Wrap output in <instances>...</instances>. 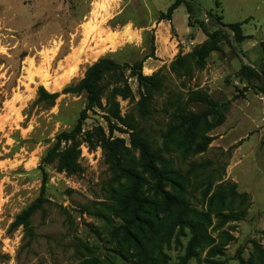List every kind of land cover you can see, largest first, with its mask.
<instances>
[{"label": "rangeland", "instance_id": "rangeland-1", "mask_svg": "<svg viewBox=\"0 0 264 264\" xmlns=\"http://www.w3.org/2000/svg\"><path fill=\"white\" fill-rule=\"evenodd\" d=\"M185 1L192 7L188 23L195 30L206 20L214 37L202 30L200 38L188 35L182 3L172 16L184 39L175 56L154 71L147 68V59L142 65L143 75L158 73V89L138 83L136 66L104 78L99 102L87 110L76 136L81 170L69 174L56 162L44 166L45 200L30 218L34 234L29 239L23 227L9 229L10 223L39 196L41 158L58 133L75 125L86 102L84 94H60L53 105H47L37 100L38 88L60 92L77 83L100 57L118 63H132L145 55L154 58V20L171 0H0V264H78L88 257L138 264L143 256L134 238L138 225L146 227L148 221L153 227L144 236L145 243L157 264H239V257L254 261L257 252H264V45H259L264 41V0ZM206 11L212 12L214 21L207 19ZM219 15L222 19L217 20ZM129 21L146 29L132 26L133 39L109 47L115 38L111 34L121 35ZM236 22L242 23L248 36L238 44L221 26ZM206 41L213 48L202 68L189 58L190 74L170 70L177 55H186ZM242 64L256 68L258 75L242 73ZM44 79L59 85L46 87ZM114 88H129L128 97ZM197 89L217 103L223 119L208 132L210 140L203 152L185 158L173 150L165 154L171 157L170 166L187 177L185 198L211 240L195 246L187 256L191 237L187 227L177 225L162 237L174 216L164 209L155 179L140 166L139 150L131 139L161 147V134L175 115L206 111L204 103L188 100V93ZM143 97L146 117L139 114ZM113 111L130 126L116 120ZM215 119L217 114L207 115L208 121ZM106 140L122 142L117 141L118 158L109 157ZM192 162L207 165L190 170ZM130 167L140 173L141 195L151 201L132 225L126 222L127 211L120 202L130 184L122 170ZM219 185H233L246 197L210 203ZM164 190L177 193L168 184ZM230 211L240 213L239 219L221 222L216 215ZM222 232L233 237L227 244Z\"/></svg>", "mask_w": 264, "mask_h": 264}, {"label": "trees", "instance_id": "trees-1", "mask_svg": "<svg viewBox=\"0 0 264 264\" xmlns=\"http://www.w3.org/2000/svg\"><path fill=\"white\" fill-rule=\"evenodd\" d=\"M184 3L187 13L192 14V7L190 1L185 0H171V3L167 7L165 12H161L157 20L167 19L171 17V13L180 5ZM218 2H215L217 6ZM205 15L208 18H214L211 11H206ZM217 20L222 19L219 15L216 17ZM214 21V20H213ZM242 23H221V26L227 28L234 39L235 43H242L248 38L247 35L243 34ZM207 26L209 24L207 21L200 23L201 30L206 34L214 37L213 33L207 31ZM213 26V25H210ZM260 46L264 45V41L259 42ZM213 48V45L209 41L202 43L199 48H195L192 52L186 55H177L174 61L170 64V70L174 71L178 75H185L191 73V67L188 63V59L192 58L195 61V66L197 68H202L203 60L208 55V53ZM150 56H144L139 60L132 63H118L109 57H100L89 65L83 77L75 84H70L62 88L60 92H47L43 87H39L37 91V100L46 103L47 105H53L55 99L60 94H84L86 102L84 108L80 111L79 116L75 125L68 131L60 132L55 137V142L46 151V153L41 158L38 168L42 175V187L39 196L26 208L21 210L15 215L12 222L10 223L9 229H16L18 227H23L25 234L31 239L33 237V229L30 223L31 216L36 210L42 208V203L44 202V186L47 180V173L44 169L46 164L56 162L57 168L59 170L65 171L69 174L77 173L81 170L78 158L80 155L79 142L76 140V136L80 133L81 125L86 119L87 110L95 106L102 95L101 82L107 75H111L120 71L122 69H132L136 66L137 72L134 73L138 80V83L146 86L158 89L161 85V78L158 73L153 72L151 75H143L141 73L143 62ZM242 73L246 75H258V71L254 67L242 64ZM264 75V71H261ZM114 92H119L123 98L128 97L129 88L118 89L114 88ZM262 92L264 94V83L262 85ZM145 98L141 99L139 102V114L142 117H146L147 107L144 104ZM188 100L202 102L207 106L205 112H183L181 111L178 115H175L174 119L169 122L166 131L161 134L162 146L153 147L150 143L145 140L132 138V144L139 150L140 166L147 172L153 179H155V190L160 191L161 197L163 199V207L166 209L170 215L174 216V222L170 225L169 232L162 235V237H167V234H171L173 227L180 225V228L187 227L191 233V237L187 246V256L193 251L195 246H200L203 243H210V238L206 234V229L203 223L196 216V211L190 207L189 203L185 198V185L188 182L187 177L181 175L178 170L173 169L170 166L171 157L165 154H169V151H177L180 156L185 158L197 153L203 152L208 143L209 136L208 132L217 124H219L223 119V114L218 110L217 103L212 100L205 91L194 90L188 93ZM178 112V111H177ZM208 114H217V119L214 122L207 120ZM112 116L118 120L123 125H128L125 118L119 116L116 111L112 112ZM175 120V121H174ZM112 128V127H111ZM117 141L122 144L119 140L105 141V149L108 152L109 157L118 158L120 154L119 146ZM64 143L61 146V143ZM69 142V143H68ZM206 162L190 163V170H196L199 168H205ZM162 166V169L159 168ZM130 181L127 192L120 197V202L127 211L126 222L129 225L135 224L138 219L137 214L140 210L151 204V201L141 195V184L143 178L140 173H137L135 168H127L122 170ZM168 184L176 194L170 193L164 190V186ZM245 194H238L233 185L229 188L219 185L211 196L209 197V202H223L225 198H230L234 201L236 198L245 199ZM214 204V203H213ZM179 210V211H178ZM221 222L227 220L239 219L240 213H233L232 211L228 213H216ZM152 223L148 221V225L143 227L142 224L138 225L139 233L135 234V241L141 250L143 258L139 256L138 264H157L154 257L150 255V245L145 242L146 235L152 230ZM224 240L223 244H227L233 237L227 232H222ZM217 249V246L212 248ZM219 253L216 251L215 254ZM78 264H112L110 262L103 261L98 257H88L81 260ZM239 264H264V252H257L254 261H245L242 257H239Z\"/></svg>", "mask_w": 264, "mask_h": 264}, {"label": "crops", "instance_id": "crops-1", "mask_svg": "<svg viewBox=\"0 0 264 264\" xmlns=\"http://www.w3.org/2000/svg\"><path fill=\"white\" fill-rule=\"evenodd\" d=\"M173 12L171 13V17L169 20L167 19H162L159 21L157 19L154 20V23H155L153 27L154 35H155L154 36V47L155 48L153 52L154 58L148 57L147 60L145 61L147 68L152 71H154L156 68L160 67L161 65L165 64L166 62L172 60L176 54L177 47L179 46L180 43L184 42V39H181L182 37L179 36V34L177 33V29L173 25V20H172ZM186 18H187L186 32L188 33V35L193 34V36L197 38H200V34H202L203 36V32H201V29L198 26L194 30L193 27L188 23L189 14L187 13V10H186ZM199 18L200 20L204 19L203 13L201 17ZM127 26H129V28L133 31H134L133 27H136V29L137 28L146 29V27L134 26V23L132 21H129ZM201 40H203V37L201 38Z\"/></svg>", "mask_w": 264, "mask_h": 264}, {"label": "bare ground", "instance_id": "bare-ground-1", "mask_svg": "<svg viewBox=\"0 0 264 264\" xmlns=\"http://www.w3.org/2000/svg\"><path fill=\"white\" fill-rule=\"evenodd\" d=\"M111 35H114L115 38L111 41H109L108 43H110L109 47H113V46H116L118 44V42H120L121 40H131L133 39L135 36H136V33L131 30L129 28V26H127L124 31L122 32L121 35H116V34H111ZM109 36V35H108ZM112 37V36H111ZM98 42V41H97ZM103 48V47H102ZM92 53H95L94 51ZM88 56V55H87ZM70 77V76H69ZM43 81V84L46 86V87H52V88H56L59 84L58 83H54V82H51L49 81L48 79H44L42 80Z\"/></svg>", "mask_w": 264, "mask_h": 264}]
</instances>
